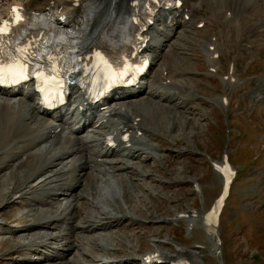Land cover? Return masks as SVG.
<instances>
[{
  "label": "bare ground",
  "instance_id": "6f19581e",
  "mask_svg": "<svg viewBox=\"0 0 264 264\" xmlns=\"http://www.w3.org/2000/svg\"><path fill=\"white\" fill-rule=\"evenodd\" d=\"M76 1L0 0V18L10 12L13 4L20 3L27 7L39 9L51 6L54 8V13L61 20H72L79 14L80 5L91 1L97 7L93 19L99 25L113 14L115 8L119 10L117 16L101 25L103 30L102 42L108 43L113 47V55L119 52L133 38L134 24L131 23V19L134 18V15L131 18L127 13H124L129 0H81L79 6L75 4ZM183 1L180 7L173 10L175 21L168 25L162 22L157 23L154 40L148 41L145 46V52L151 51L153 53L152 63H157V65L160 63V67H157L158 69L151 77L152 79L148 80L147 78L150 76L148 75L147 77L146 75L143 77L140 86L123 89L119 92L120 99L115 100L113 105L110 106L112 108H120L123 112L122 116L113 125V128L108 125H96L103 118L102 110L101 116L90 124L86 123V121H89L88 117L72 122L65 115H58L56 112L51 113L52 115L41 112L40 107L29 94H16L0 89L1 146H6L7 143L14 141L16 138H22L26 147L34 155H38L42 151L49 155L54 153L47 159L46 166L35 173L37 179L35 177L32 178L34 182L31 183L34 185L32 184V189L28 190V197L26 194L23 196L17 194L19 189L15 193L22 200L28 199L25 202L26 206L23 209L21 208L22 211L19 210L23 218L11 221L6 218V223L1 222L4 224V226L2 224L1 232L10 234L11 238L21 237L27 242L25 245L21 241L16 244L13 243L14 250H8V252H11L6 255L8 257L6 258L8 259L7 264H45L51 260H54L52 264H90L87 263L91 260L90 253L85 250L87 239H93L95 247L102 250L105 253L102 255L104 257L107 256L106 258L112 257V254L120 255L121 251L126 249V245L123 249L117 248L119 245L115 243V237L111 236L113 231L108 234L105 233L104 236L102 234L105 237L104 241L107 240L109 244L106 242L104 244L100 240L99 235L102 231L107 232V230L114 229L116 224L113 222L115 220H120L122 223H131L132 225L138 223L136 222L139 221L138 218H133V215L125 213L124 210V212L121 211L120 195L119 197L117 196L119 186H121L120 182H122V185L124 184V193L122 194L125 202H132L134 200L132 190L136 191L145 188L140 183V180L148 176L145 166L149 165L148 163H150L151 159H155L165 153V149L162 147L147 142V138L151 139V137L158 136V133L154 130L158 128L157 118L162 119L167 116V112L181 113L192 99L190 92H192L195 72H192L191 68L187 67V64L177 61L179 57L182 58L181 53L184 57H191L192 52L190 50L188 52L190 46L187 43L188 39L182 37L181 31L178 32L179 28L184 30L190 28L192 31L200 30L198 28L200 22H205L203 26L206 28L217 23L222 25L219 32L207 37L206 44L201 49L207 62L202 61L199 63L200 67H208L210 70L211 68L218 69L219 65L215 62L214 54L216 53L217 56V52L222 51L229 41H232L235 46H241L246 43H251L252 45L254 43L251 48L254 52L259 49V46L264 44V0H202L203 4L200 3V0ZM136 2L144 6L150 0H137ZM207 3H212L213 6L206 8ZM132 4L133 2H130L129 7ZM206 9L209 10V15H207ZM188 15L189 18L186 19ZM207 31L208 29H204V32ZM178 42L182 43L178 44ZM211 47H213V50H211ZM166 48H168L167 52L163 53ZM251 49L248 48L247 50L251 51ZM169 53L175 60L167 58ZM161 58L162 61L159 62ZM219 62H222L221 55H219ZM212 71L209 72L214 73ZM225 76H227L224 78L226 84L231 86L232 89L239 87L240 82L236 76L235 67L231 66ZM257 82L264 86V79L257 78L253 81L254 84ZM256 97L257 100L264 101V91ZM216 99L223 103L227 96L219 95ZM26 103L28 105L24 108ZM15 104L18 105L17 108H15L16 106L14 107ZM22 110L25 111L22 112ZM20 116L24 124L20 121L18 124L14 122ZM39 117L44 118L45 121L39 122V119H41ZM172 124H174V121H172ZM176 124L178 125V123ZM78 126H82V129L73 133L72 130ZM175 126L174 124L173 127ZM124 127L132 128L130 143H126L124 148L117 150L113 144H108L105 139L101 140L99 138L100 135L105 138L104 133L114 134L115 130L121 132ZM59 128H61L60 131ZM64 129L71 131L73 137L68 144L60 146L61 141L67 139V137L61 135ZM43 143L51 146L47 149H42ZM17 144H19V139L15 142V145ZM163 144L165 145V143ZM14 146H12L10 151L13 150ZM27 156L31 158V154ZM23 164L21 163L20 165ZM137 164H141L142 168ZM20 165H18L19 168L22 167ZM11 166H13V163L0 159V174L3 168ZM119 174L130 178V182L133 184L132 190L126 184V179L117 181V183L114 182ZM16 178L17 175L14 174L0 178V182H2L0 200L2 203L11 193L12 185ZM198 183L199 192H203L202 185L199 181ZM16 202L15 200L10 202L9 207H14L13 205H16ZM132 204L130 203V205ZM181 216L186 217L190 231L195 228L198 218H203L204 229L213 235L214 246L211 253L217 259L216 264H222L223 259L220 252L223 244L216 242L214 230L210 228V225L205 224L206 217L197 215L196 209H188L180 214ZM176 217L179 216L176 215ZM160 219L161 221L168 220L165 216ZM23 222L28 223L21 225ZM71 237L74 239L70 240ZM36 239L40 240L39 243L35 244L34 241ZM49 240H60L59 242L67 240V248H63L60 251L59 246H57L55 254H49L47 251L46 255L40 256L37 260L31 258L30 254L35 251L33 249H38L39 246H47L51 242ZM125 240L123 239L127 243ZM110 244L111 246L114 245L113 247L115 248H110ZM27 245L31 247L27 248ZM34 245H37V247ZM161 245V242H156V247L154 246L153 250L143 256L153 252L162 255L167 260L166 264H183L180 262L181 260L184 261V264H206L205 254L201 250L181 246L172 254L163 249ZM18 252L20 255L26 254V256L22 259L12 258ZM69 255H74L77 259H69ZM59 260L60 262H58ZM134 260L137 259L128 256L124 259H113L109 264H127Z\"/></svg>",
  "mask_w": 264,
  "mask_h": 264
},
{
  "label": "rangeland",
  "instance_id": "374dc122",
  "mask_svg": "<svg viewBox=\"0 0 264 264\" xmlns=\"http://www.w3.org/2000/svg\"><path fill=\"white\" fill-rule=\"evenodd\" d=\"M200 3L203 4V1L200 0ZM212 6V3H207L206 8ZM206 13L210 14L208 9ZM221 28L222 25L217 23L194 31L190 28L178 29V32L181 31L183 34L182 37L188 39L187 43L190 45L188 52L189 50L192 52L191 57H184L181 53L182 58L177 59L178 62L187 64V67L195 72L193 88L190 92L192 99L181 113L167 112V116L162 119L157 118L158 128L153 129L156 130L158 136L147 138V142L162 147L165 153L151 159L149 165L145 166L148 176L146 180H140L145 188L133 191L130 178L123 174L117 176L118 180L115 179L116 183L127 180L126 184L131 188L134 199L130 202L133 203L132 205L125 202L122 194L124 184L120 182L121 186H119L117 196L120 195V203L123 206H121V211L124 210L125 213L133 215V218H138L139 221H136L138 223L133 226L131 223L115 220L114 229L101 232L99 236L104 244H109L107 240L104 241V234L113 231L111 236L115 237V243L119 245L117 248L123 249L126 245V249L122 250L120 255L112 254V257L108 259L110 261L129 256L137 260L127 264H139L138 259L153 250L156 242H161V247L172 254L181 246L198 247L205 254L206 264H216L217 259L211 253L214 246L213 235L202 226L203 218H198L195 228L190 231L186 219L180 217V214L188 209H196L197 215H206L222 188L221 176L214 169L212 162L221 161L227 154L237 168L238 174L232 183L218 226L219 238L223 244L220 255L224 264H264V101H258L256 98V95L264 91V86L260 82H257V85L253 83L257 78L264 79V45L259 46V49L254 52L251 49L254 43L235 46L232 41H229L223 50L217 53V56L215 54V62L221 66L220 70L210 73L208 67H200L199 63L207 62L201 49L206 44L207 37L213 36ZM204 29L208 31L204 32ZM248 48L251 51H248ZM167 49L163 53L167 52ZM218 54L221 55L222 62H219ZM167 56L170 60H175L171 53ZM161 61L162 58L159 62ZM232 64L239 82L242 81L236 89H232L224 80ZM156 65L157 63L153 65L151 77L160 67V63ZM151 77L147 79L151 80ZM219 95L227 96L225 104L216 99ZM27 105L26 103L24 108ZM14 107L17 108L18 105L15 104ZM41 119L39 122L45 121L44 118ZM19 121L24 124L21 116L14 120L17 124ZM17 139H19V144L15 145ZM24 143L22 138H16L6 146L0 144V159L13 163V166L3 168L0 178L9 177L12 174L17 175L11 193L3 203L0 200V264H7L6 255L11 252L8 250H14V244L19 241L24 245L27 243L21 237L11 238L10 234L1 232L6 218L9 221L23 218L20 211L26 206L25 202L28 199L22 200L15 193L19 189L17 194L22 196L26 194L28 197V190H31L34 185L31 182H34L32 178L35 177V173L42 170L46 166L47 159L54 154L49 155L42 151L34 155ZM12 146H14L13 150L10 151ZM41 148L43 149L44 146ZM29 154L31 158L27 156ZM21 163L24 164L20 165ZM18 165L22 167L19 168ZM137 165L142 168L141 164ZM198 181L202 185L203 192H199ZM0 188L2 189V182H0ZM14 200L17 204L9 207L10 202ZM175 214L179 218H174ZM164 216L168 218L167 221H161L160 218ZM24 223L28 222H23L21 225H25ZM122 238L126 239L127 243ZM39 240L36 239L34 243H39ZM49 241L51 242L47 246L33 249L35 251L30 254L31 258L37 260L40 256L46 255L47 251L49 254H55L57 246L60 251L67 248V240ZM34 246L37 247V245ZM113 246L110 244V248H115ZM85 250L91 254H89L91 260L87 263L109 264L110 261L102 255L105 253L95 247L93 239H87ZM18 255H20L19 252L15 253L12 258L18 259ZM19 257L22 259L24 255ZM68 257L77 259L74 255ZM52 263L54 260L45 264Z\"/></svg>",
  "mask_w": 264,
  "mask_h": 264
},
{
  "label": "snow or ice",
  "instance_id": "6c2138e0",
  "mask_svg": "<svg viewBox=\"0 0 264 264\" xmlns=\"http://www.w3.org/2000/svg\"><path fill=\"white\" fill-rule=\"evenodd\" d=\"M22 12V9L13 8V15L11 21H0V35H3L6 30L11 27V24L20 19L18 13Z\"/></svg>",
  "mask_w": 264,
  "mask_h": 264
}]
</instances>
